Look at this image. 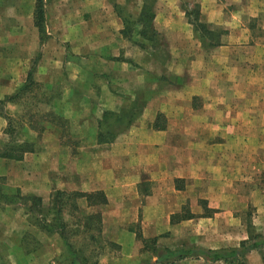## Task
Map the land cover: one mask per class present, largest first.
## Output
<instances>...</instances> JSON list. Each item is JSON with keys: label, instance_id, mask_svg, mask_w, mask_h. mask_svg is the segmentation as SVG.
Instances as JSON below:
<instances>
[{"label": "crops", "instance_id": "1", "mask_svg": "<svg viewBox=\"0 0 264 264\" xmlns=\"http://www.w3.org/2000/svg\"><path fill=\"white\" fill-rule=\"evenodd\" d=\"M8 1L15 0H0V100L7 105L3 107L17 105L24 85L34 74L47 81L53 76L59 56L49 46L44 50V44L54 31L64 37L71 34L68 39L74 56L66 62L78 68L74 79L82 82L87 72L99 74L102 92H98L100 103L70 109L72 129L84 141V147L73 153L69 144L52 132L42 138L33 136L39 132L29 123L30 136L22 135L17 141L32 142V150L21 159L2 155L12 138L7 140L4 133L11 118L0 108V184L5 194L0 196V210L6 211L10 203L25 210L8 222L3 219L0 243L14 244L19 239L14 235L22 237L32 226L55 241L53 249H63L50 253L63 255V264H71L76 257L87 264H138L150 256L149 260L154 259L142 238H157L160 247L219 249L238 247L241 241L253 237L248 230L237 239L231 231V223H241L236 194L245 193L246 180L240 165L238 179L242 176L243 190L239 184H232L237 168L231 163L247 159L248 144H264V0H198L199 20L212 35L196 27L193 11L182 7V0L173 10L161 4L156 9L158 3L154 1L153 27L157 19L160 23L153 28L155 40L141 37L140 42L132 34H125L119 1L52 0L46 14L53 30L46 28L43 41L35 20L37 0L20 7L4 5ZM23 13L30 19L28 27L13 22ZM174 13L178 25L168 19ZM166 33L176 36L170 41V59ZM51 39L47 44H53ZM150 43L163 48L156 62L148 49ZM40 50L45 53L38 61ZM61 51L64 53V48ZM118 71L126 76L121 77ZM134 72L138 74L136 79L132 77ZM169 80L173 82L168 86ZM145 83L150 85L148 92L136 91ZM66 93L67 97L72 95ZM9 96L15 98L6 100ZM197 98H202V105L194 103ZM108 112L129 117L104 124ZM101 125L116 134L100 140ZM93 129H97L96 135L86 136ZM71 172L80 177L76 181L67 179ZM5 179L10 181L7 186L14 196L6 197ZM58 191L80 193L72 202L75 210L87 207L94 210L87 212L94 218L100 215L98 224L94 219L88 226L84 220L88 216L80 213L76 223L83 232L93 231V252L88 254L86 248L74 245L67 227L61 233L56 226L61 207L63 224H70L63 209L68 203L54 205L53 196ZM96 192H103L106 202L90 203L86 194ZM18 198L27 202L40 198L41 205L32 209V204L16 202ZM200 198L206 199L209 214L203 213ZM187 202L190 214L178 219ZM261 207L258 218L264 215ZM98 241L102 246L97 250ZM104 242H108L105 249ZM245 257L247 264H264V247ZM219 263L227 264H211ZM175 264L207 262L186 258Z\"/></svg>", "mask_w": 264, "mask_h": 264}, {"label": "rangeland", "instance_id": "2", "mask_svg": "<svg viewBox=\"0 0 264 264\" xmlns=\"http://www.w3.org/2000/svg\"><path fill=\"white\" fill-rule=\"evenodd\" d=\"M117 1L120 2L119 8L121 12L124 14L123 16H125L129 21L132 22V26H133L132 37H134V40L136 41L141 40L142 36L139 35V30L141 28V25H140V21H138L137 19L139 15L138 11L140 8H142V4L144 3L143 2L144 0H113L112 2L116 3ZM147 1H152L153 5H154V1H157L158 4L156 5V9H158L159 4H161V7L163 8L166 7L171 10H173L174 8H176V6H178V0H161L160 3L159 0H147ZM29 2L30 0H15L12 2L9 1L4 2V5L8 3V5L11 4L12 6H15L17 4L20 7L22 6V4L26 5ZM51 2L52 0H44L45 8L47 10L46 12H48V7ZM182 2H183L181 3L182 7H184L186 10L188 9L192 10L193 11L192 14L194 13V16L196 18V12L199 11V4H200L199 1L182 0ZM12 15L14 16V13H12ZM16 15H18L17 12ZM174 15L175 16L173 15L169 16L168 19L169 20L172 19V21H175V23H177L178 25V17L175 13ZM13 22L14 23L17 22L19 24H22L24 27H28L30 24V19L29 17H26V15L23 13L22 18L20 19L17 18V21L14 18ZM158 23H159V19L155 21V26H154L155 28L158 25ZM161 25H162V21H161ZM51 26L52 25L50 24V22H48V15H47V28L49 32L53 30ZM26 32H27L26 35L29 36L30 34L29 29H27ZM208 34L212 35L210 33ZM165 37L167 43V53L170 59L171 56L170 41H172V39H174V37L176 36L175 34L172 33L170 34L166 33ZM51 38L54 40L52 41ZM51 38L50 39L53 42V44L50 45L51 42L49 39L47 43L48 42L50 43L44 44L46 45L44 47V50L45 48H47V46H49L51 47L52 52L56 50L55 53L57 54V56H59L58 58H56L57 62L52 68L53 70L52 72H54V74L53 76L48 77V81L40 77V75L38 76L34 74L33 78L30 79L28 82H26V85H24V88L22 90L23 92L22 96H20L19 102L17 103L16 106L3 107L4 104H0V108H3L2 111H6L7 115L10 116L11 126L13 128L11 131L6 130V132L4 133L6 134L7 140L12 137H15L16 138L15 140H18V138L20 139L22 135L25 136V134L27 135L29 134L30 136L29 129L27 128L30 123L35 127H37L38 128L37 130L39 131V134L36 132V134H33V136L39 135V137L42 138L45 134L52 132L56 134L58 137H60L63 142L68 143L69 148L73 153L78 151L80 147L81 148L84 147L83 145L84 141L80 140V138H78L79 136L78 132L72 129V122L71 119L68 117L69 116L68 114L70 112V109L73 107L77 108L79 105L82 104H88L89 106H94L97 103L101 102V95L98 94V92H102V85H101L102 79L99 77V74H96L95 76V74H93L92 72L85 73L82 82H79L78 79H74V76L76 74L78 75L77 72L78 68L66 62V60H72L74 56L71 48L72 45L70 39H68L71 38V34L66 33V37H64L62 34L60 36L58 33L54 31L53 33H51ZM63 38H65V40ZM156 41L161 43L159 39ZM66 44H68L67 47L65 46ZM63 48L65 50L64 53L63 51H61L63 50ZM148 49L152 50V52L154 53L152 57H154L153 59L155 62L159 59V56H162L161 52H163V48H159L156 44L150 43V45H148ZM129 52L131 53L130 50ZM44 53H45L44 51L41 50L39 51L40 58L38 61H40ZM147 53L148 52L145 51L144 56L145 55L147 56ZM153 65L155 67L156 63H153ZM118 74H120L121 77L126 76V74L120 73L119 71ZM137 75L138 74L134 72L132 74V77L136 79ZM171 82L173 81L169 80L168 86L170 85ZM119 83L122 85V81H120ZM128 87L131 91H134L133 88H130L129 85ZM149 88L150 85L145 83L144 85L138 86L136 91L144 92L145 89V91L148 92ZM66 92L67 93L71 92L70 94L72 95L67 97L66 95H64ZM249 93L250 92H248V94ZM142 94L147 95V93H142ZM144 97L145 96H143V98ZM140 101L143 100L141 99ZM194 103L196 105H202L203 104L202 98L195 99ZM106 129L111 130L110 127H107ZM96 131L97 129H93L90 131L88 130V132H86V136H92V135L95 136ZM88 145H90V143L87 144V147H89ZM94 147L97 148L98 146H94ZM231 164H233L237 168V170H235V175L232 184L234 185L239 184L241 190H243V186H242L243 178L242 176H240V178L238 179V174H239L238 166L241 165L246 173L245 193L243 194V191H240V193L236 194L237 196H239L237 200L240 203V207L236 210V212L242 214L240 218L241 223H236V224L231 223L230 224L231 231L236 233L237 239L242 237L243 234H246L248 230L253 237H260V236L264 237V215L263 218H258L257 216V214H259L257 210L260 206H262L261 209L262 212H264V144L262 146L255 144H248L247 159L245 161H240L239 164H235V163H231ZM70 174L71 176H69L67 179L76 181L80 177L78 173L71 172ZM204 180L206 182L207 178H204ZM221 181L222 183H229L227 179H221ZM9 183L10 181L9 180L6 181L5 179L4 188L7 190L8 196H14L9 193L12 190L8 187L10 185ZM205 200L206 199H201V198L199 199L201 206L204 208L203 213L209 214L211 210L205 206L206 205ZM65 201L66 203H68V205H66V207L63 208L65 212L64 218H67V220L70 222V224L68 225L66 224L67 234L70 235L71 238H73L72 241L74 245L77 244L79 246L86 248L85 252L89 254L93 252V250H95L94 242L90 240V237L92 236L90 235V233H92L93 231L83 232L82 231L83 229L78 228V225L76 223L78 222V219L81 217L80 213L86 214L85 215L86 218V216L94 215L87 213L94 210L84 207L82 210L79 209L77 211L75 210L72 204V202H75V199L70 200V199H66V197L65 198L63 197L62 202ZM16 202H20L24 206H26V204H28V206H31V204L34 203V201L27 202L26 199L24 198L23 200H20L18 198ZM10 204L12 205H8L6 211L0 210V215H1L0 219L2 220L0 222V230L4 228L1 224L3 222V219H5L8 222L10 217L11 218L14 217V215L16 213H19L20 210L21 212L23 211L25 212L22 206L16 204L14 205V203H10ZM178 214H179L178 218L179 216L183 217L185 215L190 214V206L188 202L183 205V209ZM96 215H98V213ZM84 220H86L87 222L89 219L88 220L84 219ZM96 224L98 223L96 222ZM234 233H232V237L234 236ZM7 235L9 236V231ZM14 237L19 238L18 241H16L14 244L9 243V241L6 244L0 243V264H63L64 262L63 255L55 257V254H50L54 252V250L57 253L62 252L63 249L61 250L53 249L52 247L56 245L55 241L53 239H50V237H47L43 233L42 234L38 233V230L36 228L30 226L27 229H25L22 237L18 235H14ZM96 245L98 250V248L102 246L101 241L96 242ZM107 245L108 242H104V249L108 247ZM151 257L152 256L144 260H149V258ZM153 260H155V258ZM240 262H242V264H247L246 257L243 258ZM240 262L235 261L232 262L231 264H240Z\"/></svg>", "mask_w": 264, "mask_h": 264}, {"label": "trees", "instance_id": "3", "mask_svg": "<svg viewBox=\"0 0 264 264\" xmlns=\"http://www.w3.org/2000/svg\"><path fill=\"white\" fill-rule=\"evenodd\" d=\"M144 3L142 4L141 8V13L138 15V21H140L141 28L139 30V35L142 37H145L147 39H150L151 41L155 40L156 37V32L153 29V21L155 18V13H154V5L152 4V1H147L144 0ZM199 11L196 12V18L194 23L196 24V27L202 32V33H209L206 24L201 22L199 20ZM124 17V16H123ZM35 20H36V25L39 28L40 34L42 41L44 40L46 33H47V14H46V8L44 4V0H37L36 3V10H35ZM124 21L126 24V29H125V34L126 35H131L133 26L132 22L129 21L126 17H124ZM23 93V92H22ZM15 96H9L6 100H13ZM5 100H0V104H4ZM129 114H115V113H106L104 117V124L109 123V120L111 122H121L122 120H125V118H128ZM32 128L35 131H38L37 127L34 125ZM13 128L10 124L8 130L11 131ZM42 129V128H41ZM39 132V131H38ZM116 131L115 130H109L106 129L105 127L100 126L99 130V135L98 138L100 140H105V139H110L112 135H115ZM39 137V136H38ZM33 148V143L25 141L23 143H19L17 140H15V137H12L11 141L6 145L5 152H2V155L4 154L6 157L9 158H15V159H21L24 154L27 151L32 150ZM80 193L77 192H61L58 191L54 194L53 196V202L54 205H59V204H66V202H62L63 197L74 200ZM0 196L5 197V194L1 192V187H0ZM89 202H101L104 203L106 202V197L103 192H96V193H90L86 194ZM7 198L9 197L8 194L6 196ZM32 201L34 203L32 204V209L37 208L38 206L41 205V200L40 198H32ZM75 207V206H74ZM58 215L56 218L60 221V223H56V226L59 227L61 233H64L66 231V224H63V221L61 220V211L62 207L58 209ZM179 215V214H178ZM188 215H185L183 217H187ZM100 215H96L94 218V215H90L87 217V225L89 226V223H93L94 219L97 223L98 220L100 221ZM182 217L179 216L178 219H181ZM51 225L54 224L52 223ZM47 228L48 226L45 225ZM140 238H142L141 234H138ZM143 243H144V248L145 249H152V252L154 254L155 260H145L142 261L138 264H175L177 261L186 259V258H203L206 260L207 264H211L216 261H225L227 263H232V262H240L246 254H248L250 251L259 249L261 247H264V237H252L246 240L241 241L240 245L238 247H228V248H219V249H209L205 248L202 246H197V245H180L178 247H160L157 245V238H153L151 240H147L142 238ZM151 243V245H150ZM71 264H87L86 260L80 259L78 257L74 258ZM242 264V262H240Z\"/></svg>", "mask_w": 264, "mask_h": 264}]
</instances>
